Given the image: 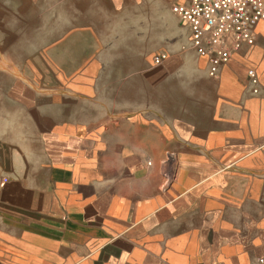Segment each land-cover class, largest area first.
Segmentation results:
<instances>
[{
  "label": "crops",
  "instance_id": "0c3cea01",
  "mask_svg": "<svg viewBox=\"0 0 264 264\" xmlns=\"http://www.w3.org/2000/svg\"><path fill=\"white\" fill-rule=\"evenodd\" d=\"M185 28L183 48L151 68L152 98L137 96L132 110L127 93L114 109L110 87V106L97 111V88L79 79L92 108L62 93V110L43 111L38 134L31 123L8 122L0 138V264H257L264 257V224L256 221L264 218V21L254 45L232 50L217 79ZM14 86L20 96L32 91L22 80Z\"/></svg>",
  "mask_w": 264,
  "mask_h": 264
},
{
  "label": "rangeland",
  "instance_id": "374dc122",
  "mask_svg": "<svg viewBox=\"0 0 264 264\" xmlns=\"http://www.w3.org/2000/svg\"><path fill=\"white\" fill-rule=\"evenodd\" d=\"M186 32L170 6L152 0H0V138L16 122L31 123L38 134L41 113L62 110V93L92 108L79 79L97 88V111L110 106V87L114 109L127 93L132 110L137 96L152 98L153 59L176 54ZM20 80L32 90L25 96L13 90ZM256 221L262 228L264 218Z\"/></svg>",
  "mask_w": 264,
  "mask_h": 264
},
{
  "label": "built area",
  "instance_id": "2783aa9c",
  "mask_svg": "<svg viewBox=\"0 0 264 264\" xmlns=\"http://www.w3.org/2000/svg\"><path fill=\"white\" fill-rule=\"evenodd\" d=\"M170 10L187 26L197 56L208 60V76L212 79H217L229 64L232 50L241 44L254 45L253 32L264 21V0H185ZM168 59V53L162 52L153 59L152 67H160ZM248 78L251 94L260 95L256 72L250 70ZM257 264H264V257Z\"/></svg>",
  "mask_w": 264,
  "mask_h": 264
}]
</instances>
